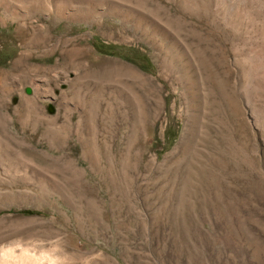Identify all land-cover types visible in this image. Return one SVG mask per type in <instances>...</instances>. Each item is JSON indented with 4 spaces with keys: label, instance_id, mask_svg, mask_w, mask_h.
Returning <instances> with one entry per match:
<instances>
[{
    "label": "rangeland",
    "instance_id": "374dc122",
    "mask_svg": "<svg viewBox=\"0 0 264 264\" xmlns=\"http://www.w3.org/2000/svg\"><path fill=\"white\" fill-rule=\"evenodd\" d=\"M61 1H0V264H264V0Z\"/></svg>",
    "mask_w": 264,
    "mask_h": 264
},
{
    "label": "bare ground",
    "instance_id": "6f19581e",
    "mask_svg": "<svg viewBox=\"0 0 264 264\" xmlns=\"http://www.w3.org/2000/svg\"><path fill=\"white\" fill-rule=\"evenodd\" d=\"M0 1H2V0H0ZM58 1H59V0H58ZM64 3H65V2H63V1H61V0H60V2H58V4H61L62 7L65 5ZM28 7H29V6H28ZM26 16H27V15H26ZM26 16H24V17H26ZM28 259H29V258H28Z\"/></svg>",
    "mask_w": 264,
    "mask_h": 264
}]
</instances>
